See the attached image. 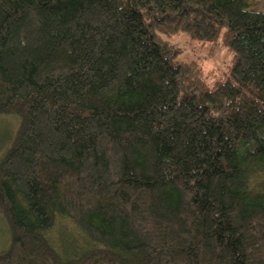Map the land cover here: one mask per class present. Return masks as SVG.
I'll return each mask as SVG.
<instances>
[{"label":"trees","instance_id":"trees-1","mask_svg":"<svg viewBox=\"0 0 264 264\" xmlns=\"http://www.w3.org/2000/svg\"><path fill=\"white\" fill-rule=\"evenodd\" d=\"M179 34L227 49L226 77L182 62ZM0 116V264H264L248 0H0Z\"/></svg>","mask_w":264,"mask_h":264},{"label":"rangeland","instance_id":"rangeland-1","mask_svg":"<svg viewBox=\"0 0 264 264\" xmlns=\"http://www.w3.org/2000/svg\"><path fill=\"white\" fill-rule=\"evenodd\" d=\"M251 9L264 13V0H248ZM171 44L181 50L182 62H194L201 69L202 77L211 85L215 80L226 77L231 66L232 54L219 43H200L190 40L188 36L179 34L169 40ZM18 121L12 116H0V158L8 145V138L12 137ZM10 140V139H9ZM9 235L5 222L0 218V253L8 246Z\"/></svg>","mask_w":264,"mask_h":264}]
</instances>
